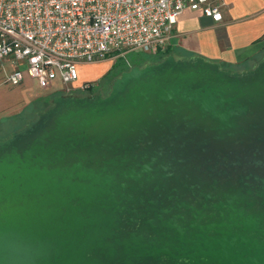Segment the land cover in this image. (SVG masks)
Listing matches in <instances>:
<instances>
[{
	"label": "water",
	"instance_id": "obj_1",
	"mask_svg": "<svg viewBox=\"0 0 264 264\" xmlns=\"http://www.w3.org/2000/svg\"><path fill=\"white\" fill-rule=\"evenodd\" d=\"M0 264H264V57L56 96L0 141Z\"/></svg>",
	"mask_w": 264,
	"mask_h": 264
},
{
	"label": "built area",
	"instance_id": "obj_2",
	"mask_svg": "<svg viewBox=\"0 0 264 264\" xmlns=\"http://www.w3.org/2000/svg\"><path fill=\"white\" fill-rule=\"evenodd\" d=\"M218 1L0 0V61L11 59L17 67L8 77L13 86L23 83L27 71L42 90L60 80L71 91L80 80V65L132 52H165L186 9L221 22Z\"/></svg>",
	"mask_w": 264,
	"mask_h": 264
},
{
	"label": "crops",
	"instance_id": "obj_3",
	"mask_svg": "<svg viewBox=\"0 0 264 264\" xmlns=\"http://www.w3.org/2000/svg\"><path fill=\"white\" fill-rule=\"evenodd\" d=\"M218 3L221 22L206 17L202 10L186 9L173 27L167 49L177 57L200 56L233 71L252 69L264 57V0H219ZM2 63L12 68L10 75L17 69L11 59ZM106 73L100 74L97 80ZM87 75L81 71L79 82L83 83L77 85L88 83ZM47 91H52L49 96L30 103L57 92L53 88Z\"/></svg>",
	"mask_w": 264,
	"mask_h": 264
},
{
	"label": "rangeland",
	"instance_id": "obj_4",
	"mask_svg": "<svg viewBox=\"0 0 264 264\" xmlns=\"http://www.w3.org/2000/svg\"><path fill=\"white\" fill-rule=\"evenodd\" d=\"M126 60H128L132 66L143 67L147 64H152L159 59L154 58L147 53L132 52L128 53L125 58L119 57L114 60H107L89 65H80L78 70L79 73L81 71L86 72L88 74L86 80H88V83L90 82L91 85H95L96 87L99 85V81L101 79L100 78L97 80L98 76L103 72L108 73L112 70L109 77L104 79L103 83L100 84L95 91L96 93L101 91L104 93V95H107L112 87L110 84L120 77V75L125 72L124 70L127 69L128 65ZM24 64V61H20L19 63L20 66H23ZM11 71L12 68L9 65H5L0 61V123L5 124V121L8 119L18 116L21 117L20 121L17 123H6V130H11L15 127L23 128L30 120L36 118L37 113L41 107L44 108V105L43 102H41L42 106H39V104L33 105L30 103L31 100L45 98V95L49 96V94L52 92L42 89L40 90L37 82L29 76L27 71H24V82L19 86H13L8 82V77L11 74ZM80 82L83 83V81ZM80 88L81 86L76 85L75 88H73L71 91H68L67 86L64 85L60 80L55 81L53 84V89L57 91L55 93L59 92L64 93V95L76 96L87 95V90ZM28 101L31 105L28 103Z\"/></svg>",
	"mask_w": 264,
	"mask_h": 264
},
{
	"label": "trees",
	"instance_id": "obj_5",
	"mask_svg": "<svg viewBox=\"0 0 264 264\" xmlns=\"http://www.w3.org/2000/svg\"><path fill=\"white\" fill-rule=\"evenodd\" d=\"M169 55H173V54H172V51H171L170 49H166L165 52H160V53L157 54V55H151V56H153L154 58H158V59H159V60L153 62L152 64L161 62L165 57H167V56H169ZM141 67H142V66H141ZM222 67H223V68H226V67H224V66H222ZM129 69H130V68L127 67V69L124 70V71H127V70H129ZM111 71H112V70H111ZM111 71L108 72L105 76H103V77L100 79V81H99V82H100L99 85L103 83L104 79H106V78L109 77V75L111 74ZM112 84H113V83H112ZM112 84H110V86H111ZM99 85H98V86H99ZM98 86H97V87H98ZM97 87H96L95 85L92 86L90 89L87 90V95H83V96H93V95H96V94H102V95H104V93H102L101 91H99L98 93L95 92ZM101 87H102V86H101ZM62 94H64V93H56V94L50 96V97L47 98V99H41V100L35 102L33 105H37V104H39V106H40V105H41V102H43V105H44V108L41 107V109H40L39 112L37 113V116H38V114H39L40 112L45 111L48 107L51 106L52 101H53V99H54L56 96H59V95H62ZM104 96H106V95H104ZM41 106H42V105H41ZM37 116H36V118H34L35 120L37 119ZM20 118H21V117L18 116V117H15V118L8 119V120L5 121V124H6V123H8V124H10V123H17V122L20 121ZM34 119L30 120V121H29V122H28L23 128L15 127V128H13V129H11V130H6L5 127H7V125L2 124V126H1V128H0V141H1V140H5V139H7L8 137H10L12 134L17 133V132L23 130V129H24L25 127H27L31 122L35 121ZM8 132H9V133H8ZM7 133H8V134H7Z\"/></svg>",
	"mask_w": 264,
	"mask_h": 264
},
{
	"label": "flooded vegetation",
	"instance_id": "obj_6",
	"mask_svg": "<svg viewBox=\"0 0 264 264\" xmlns=\"http://www.w3.org/2000/svg\"><path fill=\"white\" fill-rule=\"evenodd\" d=\"M103 93V92H102Z\"/></svg>",
	"mask_w": 264,
	"mask_h": 264
}]
</instances>
